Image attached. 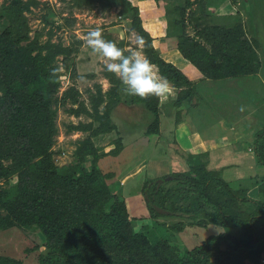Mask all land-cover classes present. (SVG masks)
<instances>
[{
  "label": "trees",
  "instance_id": "1",
  "mask_svg": "<svg viewBox=\"0 0 264 264\" xmlns=\"http://www.w3.org/2000/svg\"><path fill=\"white\" fill-rule=\"evenodd\" d=\"M124 1L133 11L134 26L142 33L145 55L169 83L179 90L185 89L178 91L175 106L191 101L196 94L193 82L183 70L162 57L152 36L142 27L139 8ZM205 1L201 0L203 4ZM186 2L191 5L190 0ZM28 6L23 0H13L0 10V25L2 17L9 21L0 31V181L16 173L18 176L15 185L0 184V229L39 228L46 237L47 252L40 254L38 264H246L247 258L257 264L264 250V199L252 200L246 187H233L219 171L205 168L207 161L201 157L207 156V151L189 155V170L172 173L165 184L159 186L157 180L161 178L149 176L140 187L153 216H161L159 207L197 220L199 227L206 228L209 223L220 225L223 232L209 235L194 248L181 249L170 238L135 229L126 200L114 192L115 182L108 183L116 173L99 166L100 159L116 157L125 150L122 137L115 140L108 152H99L94 143V138L118 129L112 113L123 102V85L111 75L113 86L106 94L99 86L97 97L91 98L92 110L80 99L76 87L69 88L62 98L57 97L59 68L52 64L57 54L64 52L67 64L71 50L61 43H52L51 37L44 43L29 40V26L23 14ZM183 19H174L167 33H178L181 54L205 77L228 79L260 71L261 61L251 44L239 40L241 26L206 24L198 29L195 38L185 30ZM25 40L27 43H22ZM115 83L119 85L114 86ZM128 97L129 104L145 106L151 112L153 120L145 134L158 133L160 99ZM104 99L106 103L100 110ZM59 104L69 113L92 118L90 122L68 126L70 132L90 133L76 142L75 160L62 167L56 163L54 148L59 132ZM180 114L178 111L175 124L181 120ZM256 134L255 158L264 169V124ZM3 159L9 163L5 164ZM261 177L264 197V170ZM188 224L192 225L180 221L170 228L183 232ZM239 228H245L246 240L232 232ZM0 264L24 263L0 254Z\"/></svg>",
  "mask_w": 264,
  "mask_h": 264
},
{
  "label": "rangeland",
  "instance_id": "2",
  "mask_svg": "<svg viewBox=\"0 0 264 264\" xmlns=\"http://www.w3.org/2000/svg\"><path fill=\"white\" fill-rule=\"evenodd\" d=\"M30 1L23 0V3L29 4L23 11L29 26V40L38 39L44 43L51 37L52 43H61L71 50L67 64L66 52L58 53L52 64L59 68L57 97L62 98L69 88L76 87L80 91V99L92 110L91 98L93 95L97 97L99 86L102 93L106 94L113 86L110 76L118 78L106 71L102 57L86 46L84 37L99 28L106 40H114L126 51L132 49L136 39L142 37L141 31L133 24V11L124 0ZM128 1L132 7L139 8L143 29L152 36L162 57L173 64L180 63L179 56L182 54L178 49V33L168 34L167 28L171 27L174 19L183 18L185 30L195 38H198V29L206 24L224 28L241 26L239 40L248 41L261 61V69L257 74L222 78L217 85L214 84L215 80H205L208 78L197 67L193 66L196 70L192 72L187 70L185 73L193 82V88L197 92L204 89L205 97L201 99L194 95L191 101L185 100V103L176 107L178 91L184 92L185 89L179 90L170 83L174 95L165 102L159 100V129L158 133L152 135L145 134L148 123L153 120L151 112L145 106L129 104L130 98L123 93V102L112 113L118 129L94 138L99 152H108L115 146V140L122 137L125 150L116 157L100 159L99 166L116 173L115 179L108 183L115 182L117 187L114 192L126 200L134 217L135 229L148 230L151 236L156 234L170 238L171 243L177 244L179 248L186 246L191 249L209 235L217 234L212 228L215 225L209 223L206 228L199 227L195 224L197 220L186 215L171 214V211L163 208L159 212L161 216H153L140 186L149 176L161 178L157 180L159 186L165 184L171 179L169 175L172 173L189 170V155L207 151L208 155L201 157V160L207 161L205 168L219 171L233 187H246L252 200L264 199L260 188L264 169L257 163L253 144L257 131L264 124V0H237L234 3L232 0H207L204 4L201 0H190L191 5H187L186 0ZM12 2L0 0V10ZM1 22L0 31H3L6 26L4 23L9 21L5 16ZM22 43L27 42L25 40ZM144 47L145 42L143 53ZM118 85L115 83L114 86ZM105 103L106 100L100 105V110ZM65 105L68 107L70 102ZM178 111L181 120L175 125ZM56 120L59 132L55 138V160L62 167L75 160L76 142L90 133L80 130L70 132L68 126L90 122L92 118L85 114L77 116L69 113L59 104ZM184 124L181 132L185 133H179L180 139L176 141V127ZM3 162L9 163L6 159ZM163 176L167 177L162 179ZM17 180L16 173L7 179L2 178L0 184L3 187L12 186ZM2 213L5 214V210ZM180 221L192 225L188 224L183 232H173L170 226ZM232 232L238 238H247L245 228L234 229ZM45 246L46 237L36 226L0 229V254L16 258L24 264H38L40 254L47 252ZM245 263L254 264L249 258L245 259ZM257 264H264V250Z\"/></svg>",
  "mask_w": 264,
  "mask_h": 264
},
{
  "label": "clouds",
  "instance_id": "3",
  "mask_svg": "<svg viewBox=\"0 0 264 264\" xmlns=\"http://www.w3.org/2000/svg\"><path fill=\"white\" fill-rule=\"evenodd\" d=\"M84 42L92 52L102 57L107 72L113 73L122 85V91L128 96L147 99L155 96L165 102L174 95L173 86L158 68L144 55L143 37H138L134 47L127 53L115 42L106 40L101 29L96 28L87 33ZM220 225L212 228L218 234L222 233Z\"/></svg>",
  "mask_w": 264,
  "mask_h": 264
},
{
  "label": "crops",
  "instance_id": "4",
  "mask_svg": "<svg viewBox=\"0 0 264 264\" xmlns=\"http://www.w3.org/2000/svg\"><path fill=\"white\" fill-rule=\"evenodd\" d=\"M157 47V46H156ZM183 55H181V56H179V64H177V63H175L176 65H177V67H179V68H181V70H183L184 72H186L187 70L188 71H195L194 69H193V66L194 65H192L191 63H190V61L189 60H187L185 57H182ZM173 63V62H172ZM185 64V65H184ZM194 73V72H193ZM190 79V78H189ZM205 80H209V78L208 79H206V78H204ZM210 80H212V79H210ZM220 79H215V81H214V84L215 85H217V82L219 81ZM215 85H213V87L215 86ZM196 91V94L195 95H197V96H199L201 99H203L204 97H205V91H204V89H199V92H197V90H195ZM174 120H176V119H174ZM191 123H194V122H191ZM176 125V124H175ZM183 126H185V124L184 125H182V126H177L176 127V134H175V140L177 141L178 139H180V134H182V133H185V132H181V127H183ZM183 129H185V128H183ZM187 129V128H186ZM183 131V130H182ZM180 133V134H179ZM181 141V140H180ZM187 141H188V137H187ZM179 142V141H178ZM186 146H188V144L186 145Z\"/></svg>",
  "mask_w": 264,
  "mask_h": 264
},
{
  "label": "water",
  "instance_id": "5",
  "mask_svg": "<svg viewBox=\"0 0 264 264\" xmlns=\"http://www.w3.org/2000/svg\"><path fill=\"white\" fill-rule=\"evenodd\" d=\"M158 209V211L160 212V211H162V209L161 208H157Z\"/></svg>",
  "mask_w": 264,
  "mask_h": 264
}]
</instances>
